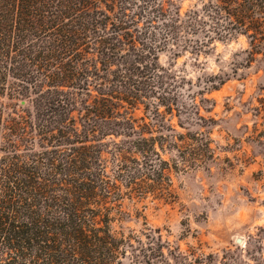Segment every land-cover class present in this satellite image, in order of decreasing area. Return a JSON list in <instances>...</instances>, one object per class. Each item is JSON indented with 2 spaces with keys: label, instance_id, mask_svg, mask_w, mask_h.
Here are the masks:
<instances>
[{
  "label": "trees",
  "instance_id": "trees-1",
  "mask_svg": "<svg viewBox=\"0 0 264 264\" xmlns=\"http://www.w3.org/2000/svg\"><path fill=\"white\" fill-rule=\"evenodd\" d=\"M181 3L0 0V264H122V181L163 180L160 106H181L161 52L264 42V0Z\"/></svg>",
  "mask_w": 264,
  "mask_h": 264
},
{
  "label": "rangeland",
  "instance_id": "rangeland-1",
  "mask_svg": "<svg viewBox=\"0 0 264 264\" xmlns=\"http://www.w3.org/2000/svg\"><path fill=\"white\" fill-rule=\"evenodd\" d=\"M159 61L177 76L181 106H160L163 180L144 168L151 178L135 189L122 181V264H264V42L237 33ZM134 114L154 119L143 106Z\"/></svg>",
  "mask_w": 264,
  "mask_h": 264
},
{
  "label": "water",
  "instance_id": "water-1",
  "mask_svg": "<svg viewBox=\"0 0 264 264\" xmlns=\"http://www.w3.org/2000/svg\"><path fill=\"white\" fill-rule=\"evenodd\" d=\"M21 103H24V101L22 100Z\"/></svg>",
  "mask_w": 264,
  "mask_h": 264
}]
</instances>
